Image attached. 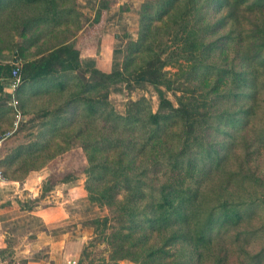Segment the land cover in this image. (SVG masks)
<instances>
[{"label": "trees", "instance_id": "16d2710c", "mask_svg": "<svg viewBox=\"0 0 264 264\" xmlns=\"http://www.w3.org/2000/svg\"><path fill=\"white\" fill-rule=\"evenodd\" d=\"M8 14L41 34L83 26L75 0H0ZM140 26L122 69L84 68L69 38L23 55L20 92L65 101L42 111L43 140L13 150L8 174L40 170L78 141L87 189L116 222L95 220L114 229L115 264H264V176L253 167L264 149V0H145ZM11 75L1 64L0 94ZM130 77L186 95L177 107L163 97L157 112L142 98L120 114L109 88Z\"/></svg>", "mask_w": 264, "mask_h": 264}, {"label": "rangeland", "instance_id": "374dc122", "mask_svg": "<svg viewBox=\"0 0 264 264\" xmlns=\"http://www.w3.org/2000/svg\"><path fill=\"white\" fill-rule=\"evenodd\" d=\"M75 2L77 10L82 14L81 23L83 26L80 30H76L75 26H52L46 33L41 34V29L34 32L29 31L27 27L24 28L22 20L19 22L21 26H15L11 18H9V14L0 15V60L10 65L18 61L23 65L25 63L23 55L26 59L34 60L39 58L40 54L48 52L52 46L66 40V38H69V43H74L79 33L90 22H92L93 27L104 26L102 21L105 19L112 34L110 39L105 42L99 40L97 43L96 38H94L86 44V48L90 53H98L99 57L113 52V69H122L127 56L128 46L139 39L141 9L145 0H75ZM15 4L16 1L13 2V5ZM14 9L18 11L16 7ZM103 13H105L104 16ZM68 29L70 33H63ZM59 31L63 32L59 33ZM71 32H74V35ZM21 47L26 50L24 53H21ZM183 68L185 70L188 69L187 65ZM181 69L179 66L166 68L169 73L168 78L172 81L180 79L178 74ZM21 87L15 97L20 102L24 119L20 129L12 138L0 142V170L4 176L5 173L8 174V169L4 165L5 159L13 150L20 146L34 144L43 140L41 124L45 119L39 117L42 111L55 110L61 107L65 101V96L57 92L38 95L35 93L36 91L30 89L29 91L26 90V93H22L23 91L20 92ZM186 87L184 85L182 90ZM185 95L182 93L181 88L169 91L164 87L153 86L145 82H136L130 77L110 86L109 103L118 113L125 114L132 101L146 98L152 110L157 112L163 97L171 100L177 107L180 99ZM12 98L8 90H4L0 94L1 108L8 109L7 115L3 113V110L2 114L0 113V140L4 133L12 128L15 120L14 110L10 105ZM57 140L62 142L64 138L59 136ZM64 154L45 164L46 167L48 166V168L50 167L53 170V174L44 189L48 191L53 184L56 185V183L66 178L85 181L84 189L88 195V202L85 205L82 203L76 217L71 222L66 223L60 231L69 232L83 242L82 250L76 259L77 264H115L117 259L114 258L113 250L107 242V237L111 236L109 234L114 229L111 227L106 228L103 223H95L97 219L105 220V218H110V226H116V222L112 219L113 213L109 208L101 205L87 189L88 177L86 169L88 168V161L79 142L76 141L71 149ZM256 161L253 167L258 175L264 176V149ZM44 162L45 160L40 158L37 164L40 165ZM19 168L17 166L13 167L7 176L25 178L21 168L18 174L14 173V170ZM118 262L121 264H137L130 260Z\"/></svg>", "mask_w": 264, "mask_h": 264}, {"label": "crops", "instance_id": "0c3cea01", "mask_svg": "<svg viewBox=\"0 0 264 264\" xmlns=\"http://www.w3.org/2000/svg\"><path fill=\"white\" fill-rule=\"evenodd\" d=\"M102 22L104 26L94 27L90 22L73 45L79 53L78 62L84 68L113 71V52L99 57L98 53H90L86 48L94 38L97 43L110 39L112 34L107 21L103 19ZM52 174L53 170L45 166L31 171L23 179L5 177L4 181L0 180V264L76 262L83 242L60 230L76 217L82 203L88 202L85 181H60L45 191Z\"/></svg>", "mask_w": 264, "mask_h": 264}, {"label": "built area", "instance_id": "2783aa9c", "mask_svg": "<svg viewBox=\"0 0 264 264\" xmlns=\"http://www.w3.org/2000/svg\"><path fill=\"white\" fill-rule=\"evenodd\" d=\"M1 64H5V62H2L0 60V65ZM11 66H12V75H11L10 81L6 84L7 87L5 88V90H8L10 95L13 97L10 105L14 110L15 120L13 122L12 128L6 133H4V135L2 136L1 142L7 141L10 138H12L15 135V133L20 129L21 123L24 119L23 112L20 106V102L15 97V94L17 93V91L20 89V87L23 84V79H22L23 65L22 63L16 61ZM0 180L2 181L5 180V176L1 170H0ZM71 264H77V263L72 262Z\"/></svg>", "mask_w": 264, "mask_h": 264}]
</instances>
